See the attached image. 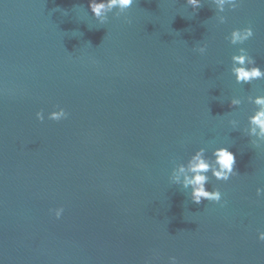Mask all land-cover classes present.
Segmentation results:
<instances>
[{"label":"water","instance_id":"obj_1","mask_svg":"<svg viewBox=\"0 0 264 264\" xmlns=\"http://www.w3.org/2000/svg\"><path fill=\"white\" fill-rule=\"evenodd\" d=\"M221 15L136 0L131 23L99 25L89 0H0V264H264V147L228 123L245 128L246 97L264 94L230 73L239 47L264 68V0ZM248 25L244 45L225 39ZM57 106L67 119H47ZM219 146L238 174L195 204L173 164Z\"/></svg>","mask_w":264,"mask_h":264},{"label":"clouds","instance_id":"obj_2","mask_svg":"<svg viewBox=\"0 0 264 264\" xmlns=\"http://www.w3.org/2000/svg\"><path fill=\"white\" fill-rule=\"evenodd\" d=\"M135 3L136 0H89V9L99 25L108 22L109 14H113L115 17L124 16L126 22L131 23L126 13ZM202 3L203 0H186V4L192 8L194 14L202 7ZM240 3L241 0H213L215 18L218 23H225L226 17L221 14L225 12L226 8L235 10L240 6ZM63 14L67 15V12ZM253 36V28L248 25L242 28H234L225 39L235 46L244 45ZM206 48V45H201L195 48V51L203 55ZM230 73L237 84L251 85L253 81L264 80V68L257 64L255 58L249 54L245 47H239L237 53L231 56ZM246 99L255 106L254 111L247 118V126L240 129L239 121L236 119H230L228 123L234 131H242L249 138V143L254 148L260 149L264 147V94L249 95ZM229 101L232 108H238L244 102L242 98L237 96L231 97ZM35 116L39 121L45 119L42 110L36 112ZM67 117L66 110L59 106H57V110H53L47 115V119L52 121H61ZM206 152V148L200 147L190 155L186 162L173 164L169 182L182 189L195 204H200L204 200L221 203V191L218 188L208 190L207 185L212 178L217 181H228L233 175H237L238 173L234 170L236 156L228 147L224 146L215 147L210 156ZM256 195L258 197L264 196V188L258 187ZM50 212L56 219H60L64 208L57 207L50 209ZM257 239L264 242V231H258ZM168 264H178L177 258L170 256Z\"/></svg>","mask_w":264,"mask_h":264}]
</instances>
